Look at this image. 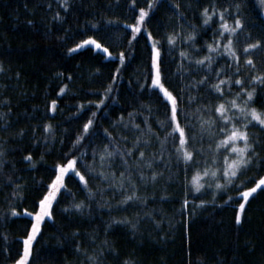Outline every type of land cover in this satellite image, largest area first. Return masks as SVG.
Instances as JSON below:
<instances>
[{
	"label": "trees",
	"instance_id": "1",
	"mask_svg": "<svg viewBox=\"0 0 264 264\" xmlns=\"http://www.w3.org/2000/svg\"><path fill=\"white\" fill-rule=\"evenodd\" d=\"M261 1L158 0L151 11L147 27L154 35L166 36L177 30L181 36L196 33L192 45L178 40L175 52H166L164 70L168 77L165 82L173 89H179L181 82L187 84L202 76L210 77L203 87L185 89L184 109L191 113L190 119L195 126L191 131L196 133L197 146H215V138L205 134L201 139L196 119L198 115L207 117L210 113L195 110L209 102L215 103L217 98L206 90L207 85L215 82V69L225 66L227 60L217 59L211 73L191 71L192 66L184 61L189 74L182 81L178 72V64L182 61L178 53L187 50L193 60L205 55L207 48L204 46L213 41L214 30L220 23L216 10L228 6H231L230 13L235 11L245 22L237 48L255 40L264 42ZM67 3L69 7L64 9L59 0H0V113L4 114L0 116V147L4 149V155L0 157V264H13L23 247L21 237L26 235V226L31 224L30 218L11 217L7 212L11 207H18V211L23 208L33 210V199L44 190L39 182L47 184L51 167L68 150L80 126L94 110V107L85 105L87 111L78 112L76 105L98 101L100 95L97 93L102 92L109 82L113 84L111 96L116 99H107L98 110L97 126L107 128L118 147H132L141 132L131 127L125 129L123 124L111 127V121L120 115L128 120V113L135 110L137 115L129 124L144 128L143 121L147 116L156 135L144 132L149 143H140L127 158V165L117 154L107 161L111 166L102 169L97 154V172L114 173L117 182L120 173L124 172L123 189L113 185L111 176L105 181H101L98 175L89 176V187L93 191V196L89 197L77 180L71 177L65 180L74 198L64 192L59 194L52 209V219L45 218L41 222V231L33 241L31 264H89V255H97L98 264H123L126 259L132 264H264V190H258L246 202L239 225L235 222V209L240 203L236 192L242 189L236 185L217 190L215 196L207 188L201 193L189 191L185 195V165L175 159L171 138L163 146L157 139V136L163 139L167 131L157 125V120L163 119V108L149 113L141 106L142 102L156 106L155 95L150 96L147 88L140 89L138 83L146 80L143 74L146 36L138 35L128 48L130 30H126L123 23H132L135 10L147 7V0H136L134 6L129 0H67ZM205 7L213 13V20L207 26L202 23L201 10ZM57 13L60 19L56 18ZM225 18L234 19L231 15ZM108 20L120 23L109 25ZM244 33L249 34L247 38ZM88 35L94 36L112 52H119L122 48L132 51V57L115 81H112L111 74L118 60L106 59L98 51H93L92 46L68 51ZM194 47L201 50L193 51ZM249 55L255 68L243 66L244 57L241 56L239 75L243 83L240 86L225 85V95H230L229 88L231 93L240 88L254 89L253 103L249 107L264 110V81L249 83L251 76L264 72V47ZM223 75L228 76L229 72L225 71ZM235 78L234 75L231 77L233 81ZM62 85L66 90L61 93ZM189 95L196 97L191 104L188 103ZM53 99L57 106L49 112ZM45 123L51 125L48 133L43 129ZM247 131L250 133L249 143L258 142L254 147L257 156L264 158V129L253 122ZM90 139L98 152L108 142L103 136ZM80 149H86V161L93 159L88 140L80 144L77 151ZM141 150L145 159L155 156L161 159L153 160L151 168L136 169V157ZM29 153L32 160L25 162L23 157ZM206 155L210 160L212 153ZM219 155L222 158L223 152ZM200 159L203 167L204 157ZM257 162L253 160V167L247 169L240 179L253 173ZM138 163L143 165L144 161ZM140 171L145 173L146 180L139 179ZM153 171L160 173L155 180L151 179ZM260 171L264 172V168ZM190 172L189 169V175ZM129 176L132 184L127 180ZM206 183L214 184L215 181ZM15 185L21 187L17 189ZM133 190L139 199L118 203ZM13 192H16L15 196ZM230 196L233 199L223 203ZM184 199L189 201L186 211L181 208ZM81 200L85 205L82 211L64 210L69 203ZM200 200L209 203L197 207ZM113 218L124 222L109 223Z\"/></svg>",
	"mask_w": 264,
	"mask_h": 264
},
{
	"label": "snow or ice",
	"instance_id": "2",
	"mask_svg": "<svg viewBox=\"0 0 264 264\" xmlns=\"http://www.w3.org/2000/svg\"><path fill=\"white\" fill-rule=\"evenodd\" d=\"M136 0H129V4H135ZM60 5L67 9L69 7L67 0H59ZM158 0H147V7H140L135 10L134 20L132 23H123V27L126 30H130V35H128V45L130 48L133 41L138 38V35L146 36V56L144 60V76L146 80L139 83L140 89L147 88L149 95H155V108L152 103L147 105L143 104L142 107L146 108L149 113L154 110L159 111L160 107L163 108V119L157 120V125L161 128H167L165 136L163 139L157 136L160 144L163 146L168 143V139L171 138V143L173 145L172 152L175 155L177 162H182L185 165V195L190 191L192 193H201L203 189L207 188L212 190L213 196H215L217 190L225 189L229 185H236L242 191L236 192V198L240 199V203L235 209V222L237 225L241 223L242 220V210L245 208L246 202L249 198L256 193L258 190H264V172L260 171L264 168V158L258 157L257 153L254 151L255 144L258 143L254 141L249 143L250 133L247 131L248 127L253 126V122H256L257 126L264 129V110H258L256 107H249L253 103V97L255 90H246L240 88L239 91L231 93V88L227 89L229 96L225 95V85H235L240 86L243 83L239 73L242 70V65L240 64L241 56L244 57L243 66H249L255 68V63L252 56L249 55L250 52L264 47V42L261 40H255L252 43H244L242 48H237V43L243 33L245 22L235 11L230 13V7H225L220 10H216L219 15L220 23L214 30V38L211 43H206L204 47L207 48V53L200 56L198 59L193 60L189 51L180 50L178 55L181 58V63L178 64V72L183 77L189 74V69L184 67V61H187L192 67L191 71H201L204 70L211 73L214 63L217 59H226L227 64L220 68H216L215 82L207 85V91L215 96L217 99L215 103L209 102L207 105L198 106L195 110L200 113L202 110L210 113L207 117L203 115H198L196 117L199 125V132L201 139L207 134L209 137L215 138V146L211 144L205 148L202 144L197 146L196 144V133L191 131L195 126L191 122V113L185 112L184 101H185V89H198L203 87L209 76H202L199 80H191L187 84L181 82L179 89H173L165 81L168 78L164 70L165 54L166 52L174 53L177 47V41L182 40L183 43L187 45H192L196 38V33L189 32L185 36H181L179 30L175 32H170L165 35H154L152 31L147 27L148 19L150 18L151 11L157 6ZM178 7V6H177ZM236 9H239V4H237ZM204 25H208L210 20H213V13L207 10V7L201 10ZM231 15L234 19H226L225 17ZM56 18L60 19L59 14H56ZM182 18V17H181ZM31 23V21H29ZM109 25H116L120 22L116 20L106 21ZM93 28L96 27L95 24L92 25ZM219 35H215V33ZM127 34V31L126 33ZM248 33H244V38L248 37ZM226 37V39H225ZM165 43L167 44V49H165ZM85 46H92L93 51H98L106 59L114 58L118 60L119 63L116 65L115 71L111 74L112 81H115L118 75L126 67L127 62L132 57L133 53L131 50L126 51L122 48L119 52H112L101 43L98 39L94 38L92 35H88L85 38L79 40V42L74 43L71 48L68 49L69 52H74ZM201 50L199 48H193V51ZM235 64V68H233ZM97 72L99 69L96 70ZM225 71L229 72L228 76H224ZM176 73L174 72L173 75ZM19 75V74H17ZM235 76V80L231 79ZM257 81H264V72L251 76L249 83H255ZM66 86L62 85L59 92H64ZM113 90L112 82H109L105 86L102 92L97 94L100 95L98 101H84L82 104H77V111L81 110L87 111L85 105L89 107H94V110L88 114L86 120L80 126V131L76 134L75 139L72 140L71 146L68 150L61 154V159L58 160L50 169V179L47 184L43 181L39 182V186L44 190L38 192V198L33 199V210L29 211L28 208H23L18 211V207H11L7 215L11 217L25 216L31 219V224L26 226V235L21 237L22 249L19 252L18 257L13 261V264H31L32 256V245L37 234L41 231V222L47 219H52V209L54 202H58L59 194L61 192L71 194L67 189L65 180L71 177L77 180L82 190H84L89 197L93 196V191L89 187V176H97L101 181L109 179L111 176L112 183L119 189H123L125 182L124 172L120 173L119 182H117V177L114 173H106L104 171L97 172L95 167V161L97 154L99 155L100 167L107 168L111 165L107 163L115 155L121 157L122 163L128 164V157H131L134 150L140 145V143L147 144L149 141L144 138V132L147 131L148 135H156L152 130L151 126L148 124V117L144 118V128H141L139 124H129V121L134 115H137L135 110L128 113V120H125L123 115L118 116L116 120L111 121V127H117L120 124L124 125L127 129L131 127L133 130L141 132L140 136L136 137L133 142L132 147L120 148L114 141L113 134L107 129H100L97 126V116L99 115V109L106 104L107 99L115 100V96H111ZM196 99L195 96H188V103L191 104ZM57 106V101L55 99L50 101L48 111H54ZM10 111V110H9ZM105 114L107 108L104 109ZM82 114V113H81ZM0 113V116H3ZM75 115V114H74ZM45 133L51 131V125L45 123L43 125ZM22 131V130H21ZM103 136L108 142L103 144L102 148L97 151L95 145L92 143L90 137ZM47 139V136L45 137ZM126 139V138H122ZM85 140L89 141V146L92 147V157L91 161H86L84 156L86 149H80V144ZM163 152V148L161 149ZM211 152V159L207 157L206 153ZM223 152L222 158L220 153ZM76 153V154H73ZM4 155V149L0 147V157ZM203 156V167H201V159ZM161 157L155 156L152 159H145V153L141 150L137 157L136 169L141 167L151 168L153 160H160ZM25 162H30L32 160L31 154H27L23 157ZM253 160H257L255 165V171L243 179L240 177L243 175L247 169L253 167ZM144 161L143 165L138 162ZM213 165H216L213 167ZM83 168V171H81ZM189 169L191 170L190 175L188 174ZM160 173L155 171L151 174V179L155 180ZM139 179L146 180L147 177L143 171L139 172ZM127 180L132 184L131 177H127ZM214 180L215 183H206L208 181ZM246 184H251L250 187H245ZM18 189L21 186L15 185ZM135 185L133 184V189ZM103 190V189H102ZM16 192H13V196ZM134 199H139L136 195L135 190L132 191L131 195H125L121 201L118 203L124 204L127 201ZM233 199V197H228L223 203H227ZM209 201L200 200L197 207L205 205ZM189 201L184 199L181 203V208L186 211ZM85 205L83 200L69 203L65 206V211L69 209H75L76 211H82ZM126 219V218H125ZM114 222H124L117 221L113 218L109 223ZM135 227V225H133ZM107 244V241L104 242ZM79 251V247L77 246ZM89 264H98L97 255L88 256ZM123 264H132L131 260H124Z\"/></svg>",
	"mask_w": 264,
	"mask_h": 264
},
{
	"label": "rangeland",
	"instance_id": "3",
	"mask_svg": "<svg viewBox=\"0 0 264 264\" xmlns=\"http://www.w3.org/2000/svg\"><path fill=\"white\" fill-rule=\"evenodd\" d=\"M262 4V10H263V14H264V0L261 1Z\"/></svg>",
	"mask_w": 264,
	"mask_h": 264
}]
</instances>
